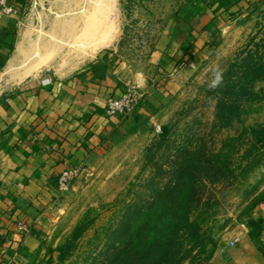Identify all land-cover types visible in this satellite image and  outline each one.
<instances>
[{"label": "rangeland", "instance_id": "1", "mask_svg": "<svg viewBox=\"0 0 264 264\" xmlns=\"http://www.w3.org/2000/svg\"><path fill=\"white\" fill-rule=\"evenodd\" d=\"M186 2L24 0L16 44L0 63L6 84L1 91L32 80L66 79L114 50L142 68ZM23 34L36 40L25 60L17 57ZM30 59L38 62L14 79L6 73L11 64L23 70ZM215 62L225 70L224 84L209 90ZM178 65L168 78L183 71L185 78L164 90L151 115L118 138L98 165L83 168L69 191L57 189L40 246L25 264H102L113 245L111 230L128 206L150 200L194 159L215 172L209 179L205 172L199 176L205 187L192 216L200 228L184 241L183 264H208L264 207V10L233 17L206 59Z\"/></svg>", "mask_w": 264, "mask_h": 264}, {"label": "crops", "instance_id": "2", "mask_svg": "<svg viewBox=\"0 0 264 264\" xmlns=\"http://www.w3.org/2000/svg\"><path fill=\"white\" fill-rule=\"evenodd\" d=\"M23 3L16 0L21 11ZM254 9L264 10V0H187L142 68L114 50L66 79L32 80L0 91V264H25L39 248L59 174L98 165L118 138L151 115L165 89L182 82L185 71L168 78L176 66L206 59L233 17ZM18 27V17L0 21V63L16 44ZM131 83L145 94L142 103L132 113L108 118V99L120 97ZM19 222L28 233L17 230ZM208 264H264V207Z\"/></svg>", "mask_w": 264, "mask_h": 264}, {"label": "trees", "instance_id": "3", "mask_svg": "<svg viewBox=\"0 0 264 264\" xmlns=\"http://www.w3.org/2000/svg\"><path fill=\"white\" fill-rule=\"evenodd\" d=\"M249 70L252 72L251 67L246 69ZM237 92L230 91V95ZM201 164L195 159L182 164L173 172L174 181L163 190L155 189L150 200L128 206L111 230L109 238L113 245L105 252L102 264H183L184 241L200 228L192 216V211L201 203L198 194L205 187L199 176L205 172L204 177L209 179L215 172ZM3 240L0 235V243ZM211 256L212 252L206 261Z\"/></svg>", "mask_w": 264, "mask_h": 264}, {"label": "built area", "instance_id": "4", "mask_svg": "<svg viewBox=\"0 0 264 264\" xmlns=\"http://www.w3.org/2000/svg\"><path fill=\"white\" fill-rule=\"evenodd\" d=\"M18 13L19 7L16 4V0H0V21L5 17H17ZM177 67H182V65L180 64ZM176 71L177 68L173 71V74ZM44 83H50V81L48 80ZM144 96L145 94L137 85L128 84L120 97L108 99L105 114L108 118H116L132 113L142 103ZM156 126L158 130H161L160 126ZM83 170V168L76 167L65 168L58 176L57 189L60 192L69 191L73 181L81 176ZM17 230L22 234H26L29 232V227L25 223L19 222ZM233 243L234 241L231 242V244Z\"/></svg>", "mask_w": 264, "mask_h": 264}, {"label": "bare ground", "instance_id": "5", "mask_svg": "<svg viewBox=\"0 0 264 264\" xmlns=\"http://www.w3.org/2000/svg\"><path fill=\"white\" fill-rule=\"evenodd\" d=\"M61 21V20H60ZM62 26V25H61ZM25 30V29H24ZM27 32V31H26ZM28 32H30L29 30H28ZM31 34V33H30ZM27 35L25 34H23V36H22V39L20 40V44L18 45L19 46V48H18V53H17V57L18 56H21V57H23L24 58V60L25 59H28L31 55H33L32 53V48H35V46H36V44H35V42H36V40H34L35 42H33L32 41V37L29 39V37H26ZM61 47V46H60ZM56 48V47H55ZM30 52H32L31 54H30ZM36 56V55H35ZM34 56V57H35ZM15 59V58H14ZM20 60V59H19ZM22 61H23V59H22ZM38 62V60H36L35 62H32V60L30 59V63L23 69V70H17V68H15L14 66V64H11L10 66H9V68L6 70V73L7 74H9L11 77H13V79L20 73V72H22V71H24V70H28L30 67H32L34 64H36ZM21 63V62H20ZM14 65V66H13ZM18 66V65H17ZM8 67V66H7ZM19 67V66H18ZM5 72V71H4ZM4 73H2L1 75H0V91H1V89L6 85L5 84V78H4ZM6 75V74H5ZM8 83V82H7ZM9 85V84H8Z\"/></svg>", "mask_w": 264, "mask_h": 264}, {"label": "clouds", "instance_id": "6", "mask_svg": "<svg viewBox=\"0 0 264 264\" xmlns=\"http://www.w3.org/2000/svg\"><path fill=\"white\" fill-rule=\"evenodd\" d=\"M224 69L218 62H215L210 71V78L207 81L209 90H215L224 84Z\"/></svg>", "mask_w": 264, "mask_h": 264}]
</instances>
